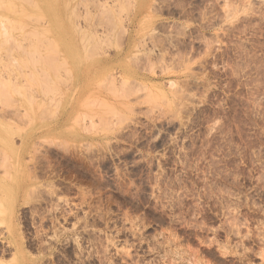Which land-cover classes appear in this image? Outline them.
Listing matches in <instances>:
<instances>
[{"label":"rangeland","instance_id":"obj_1","mask_svg":"<svg viewBox=\"0 0 264 264\" xmlns=\"http://www.w3.org/2000/svg\"><path fill=\"white\" fill-rule=\"evenodd\" d=\"M0 264H264V0H0Z\"/></svg>","mask_w":264,"mask_h":264},{"label":"crops","instance_id":"obj_2","mask_svg":"<svg viewBox=\"0 0 264 264\" xmlns=\"http://www.w3.org/2000/svg\"><path fill=\"white\" fill-rule=\"evenodd\" d=\"M18 23L23 24V18L19 17ZM28 50V49H27ZM65 55H70L71 50H75L74 48H66L63 49ZM44 49L42 48H35V49H29V51L26 53V58L25 61L27 64L30 66L28 71H26V75H29L30 77L33 76V69L32 66L34 63L38 64L39 66L42 65L43 63V57H44ZM57 54V53H56ZM23 59V52L21 51L19 53V61L20 63L22 62ZM57 61V60H56ZM38 74H40V70L36 69L34 75L37 77ZM84 73L83 72H78V73H73L74 77V88L77 89L76 97L74 101H66L62 102V109L59 113V115H78L81 114V108L80 106L83 104V100L85 98V90H84ZM22 79H20V85H23ZM36 103H43V99L40 95L36 94ZM37 115H40L39 113Z\"/></svg>","mask_w":264,"mask_h":264},{"label":"bare ground","instance_id":"obj_3","mask_svg":"<svg viewBox=\"0 0 264 264\" xmlns=\"http://www.w3.org/2000/svg\"><path fill=\"white\" fill-rule=\"evenodd\" d=\"M172 85V84H171Z\"/></svg>","mask_w":264,"mask_h":264}]
</instances>
